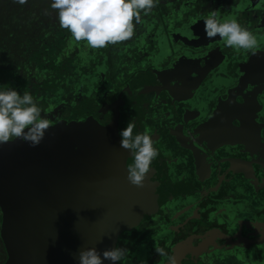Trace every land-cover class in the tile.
Here are the masks:
<instances>
[{"label":"flooded vegetation","instance_id":"flooded-vegetation-1","mask_svg":"<svg viewBox=\"0 0 264 264\" xmlns=\"http://www.w3.org/2000/svg\"><path fill=\"white\" fill-rule=\"evenodd\" d=\"M192 1L159 0L148 14L149 20L142 13V23L136 25L140 28H135L133 38L109 49L107 62L111 56L117 63L107 66L105 62L98 63V73L101 71L107 86L104 96L101 97L97 89L83 90L81 96H77L78 102L75 94L72 96L75 99L72 104L56 93L53 101H59L52 103L50 96L44 95L42 85L34 86L37 66L29 70L28 88L22 89L32 94L43 110L51 107L47 115L52 127L47 132L90 120L88 117L95 118L94 132L99 136L95 140L97 148L100 142L101 147L117 160L126 162L127 167L133 163V157L131 150L120 147L119 135L127 124L119 121L117 113L126 114L135 124L134 135L148 129L156 141L154 145L161 155L153 160L148 177L157 193L158 210L139 225L120 233L116 247L127 249V256L117 264H166V261L170 263L167 258L176 255L181 256L179 260L182 258L180 264H237L231 260L235 254V259L246 264L237 257L247 246L245 238L253 237L258 244V227L262 229L259 234L264 231V219L260 217L258 221L257 216L258 207L264 208V0ZM210 10H217L222 19L236 16L235 19L257 37L258 53L237 52L226 47L219 36L208 39L203 17ZM203 11L207 12L206 16ZM80 45L75 52L83 54L90 50L81 48L84 42ZM151 48L155 51L150 52ZM114 66L118 84L128 75L125 78L128 81L120 89L105 83L107 80L110 83ZM85 69L88 75V67ZM91 79L95 80V76ZM91 96L95 97L89 101ZM220 109L232 114L235 125H239L240 120L249 124L247 144L234 137L233 142L223 145L210 146L204 140L199 127L204 128L211 119L216 120ZM81 114L85 117L79 118ZM92 132L89 127L87 133ZM184 135L188 136L186 143L182 140ZM80 136L87 139L85 134ZM49 140L57 144L62 139ZM256 143L263 145L251 151ZM193 154H207V165L199 160L196 169ZM197 170L204 173L205 178L201 179ZM199 175L200 181L205 182L196 185L198 182L194 180ZM206 183H211L210 188ZM219 184V191L226 198L214 213L216 196L210 190ZM180 185L185 189L196 185L199 192L190 187L189 194L184 191L177 197ZM184 194L186 200L182 197ZM175 196L176 204H167ZM1 217L0 210V230ZM175 234L181 236L180 242L169 241ZM0 244V264H5L9 252L1 233ZM156 244L168 255H158ZM249 262L253 263L252 258Z\"/></svg>","mask_w":264,"mask_h":264},{"label":"water","instance_id":"water-1","mask_svg":"<svg viewBox=\"0 0 264 264\" xmlns=\"http://www.w3.org/2000/svg\"><path fill=\"white\" fill-rule=\"evenodd\" d=\"M216 115L199 127L208 145L231 143L233 137L249 142L248 123L235 125L225 109ZM87 119L47 132L36 147L24 141L0 145L5 264H78L79 250L94 246L102 255L116 247L122 231L158 210L150 180L143 188L131 185L127 166L100 142L97 148L95 118ZM89 127L93 132L85 140L80 134ZM48 137L62 140L54 144Z\"/></svg>","mask_w":264,"mask_h":264},{"label":"clouds","instance_id":"clouds-1","mask_svg":"<svg viewBox=\"0 0 264 264\" xmlns=\"http://www.w3.org/2000/svg\"><path fill=\"white\" fill-rule=\"evenodd\" d=\"M21 5L27 0H14ZM159 0H51V9L57 13L59 26L71 34V40L84 42L89 49L107 48L109 45L126 42L133 38L135 26L142 23L143 15L152 12ZM204 31L208 39L220 37L226 47L235 51L258 53L260 47L257 37L242 26L236 19H222L217 10H210L203 17ZM135 22V23H134ZM29 93L23 95L15 88L0 90V145L17 139L27 142L31 147L38 146L52 127L47 113ZM44 113L45 115H42ZM135 124L129 120L119 133L120 147L131 150L133 163L127 167L128 182L143 188L149 179L152 162L159 156L154 146L156 141L150 131L133 134ZM156 252L167 256L164 248L156 244ZM127 256V249L115 247L105 249L101 255L93 246L79 250L78 264H104L105 260L117 264ZM170 264L175 260L169 257Z\"/></svg>","mask_w":264,"mask_h":264},{"label":"trees","instance_id":"trees-1","mask_svg":"<svg viewBox=\"0 0 264 264\" xmlns=\"http://www.w3.org/2000/svg\"><path fill=\"white\" fill-rule=\"evenodd\" d=\"M50 5L51 0H27V3L23 5L14 2V0H0V78L3 77L0 79V89L6 90L10 87L15 88L23 95L24 90L22 89H24V87L28 88L27 74L29 70H32L31 64L27 65V63H29L27 56L31 57L33 55L34 61L41 64L38 61L39 57L43 58L47 55L51 56L54 54L53 57H49V59L43 58L45 60H42L43 63L41 68L45 71L49 70V73L42 71L45 74L39 77V73L36 72L35 75H38V78L36 82H34L35 87L41 86L46 78H57V80H59V72L61 73V71L58 72L59 66H61L63 71H65L67 67L73 66L65 57L61 59V54L59 55L58 52L66 47L64 52H70L68 54L71 55V52L74 53L75 49L70 51L67 50V47L75 41L71 40V34L67 30L60 28L57 13L55 10L51 9ZM60 41H62L61 44L59 43ZM43 48L49 52V54L44 55L42 53ZM76 48H78V46ZM77 53L80 52L78 51ZM77 53H74L75 57L72 58L74 62L77 60H75ZM35 66H37V64L33 67ZM86 67L82 66L81 74H79L77 70L69 84L65 83L64 86H62L57 83L56 89L59 91L57 93H59L60 97H64L66 100L68 99L73 104L75 99L78 102L77 96H81L86 90L95 91L96 82L94 79H91L95 74L94 72L92 73L89 66L87 75ZM69 72L71 73V70ZM23 76H25V78H23ZM126 77H128V75ZM126 77L120 80L119 83L126 84V81H128L125 79ZM69 78H71V76ZM107 82L109 81L107 80L105 82L109 87L113 89L117 87L116 84L118 83L113 84L112 82ZM30 83H32V81ZM60 87L64 90H61ZM43 88L45 96L53 95L54 89ZM61 91H63V94H61ZM74 94L75 99L72 97ZM94 97L95 96H91L88 100L90 101V99ZM58 101L59 99L53 102L57 103ZM76 106L78 107V104ZM215 189H218V191L221 190L220 184L216 186ZM210 192L212 193L214 190L212 189ZM245 249L250 251L248 245ZM181 251L182 250H180L179 253ZM177 257L176 255L172 258L175 260V264H180L182 258L179 260L181 256ZM167 260H169V258H167ZM166 264L170 263L166 261Z\"/></svg>","mask_w":264,"mask_h":264},{"label":"rangeland","instance_id":"rangeland-1","mask_svg":"<svg viewBox=\"0 0 264 264\" xmlns=\"http://www.w3.org/2000/svg\"><path fill=\"white\" fill-rule=\"evenodd\" d=\"M191 2H193L192 0H190V3ZM207 15V12L206 11H203V16H206ZM144 16V18H146L147 20H149V15H143ZM232 18H236V16H231L230 18H225V19H232ZM246 19H247V17H246ZM135 23V22H134ZM204 23V22H203ZM135 28H137V29H139L140 27L139 26H135ZM148 31H150L149 30V28H148ZM135 35V34H134ZM60 44L62 43V41H60L59 42ZM81 44V42H79L78 44H77V42H74L73 44H70L68 47H67V49L68 50H70V51H72V50H74L77 46H79ZM123 44V42L122 43H118V44H116V45H109L107 48H102V49H90L88 52H84L83 54H81V53H77V52H74V53H77V55H76V58H75V62L72 60V58L73 57H75V55H74V53L73 52H71V55L70 54H68V53H70V52H64L65 51V48L66 47H64V48H62L59 52H58V54L60 55L61 54V59H63L64 57H65V59H67V60H69V62L73 65V66H70V67H67L66 68V70L65 71H63L62 69H61V66H59V68H58V72L59 71H61V73L59 72V76H58V78H60L59 80H57V78H52V79H44V83H42V86L43 87H45L46 89H54V92H53V94H55V93H57V92H59L57 89H56V87H57V83L58 84H61L62 86H64V84L65 83H67V84H69V82L71 81V79H72V77H74V75H75V73H76V71L78 70V73L79 74H81V71H82V66H87V67H89L90 66V68H91V71H92V73L94 72V74H95V82H96V84H95V87H96V89H97V91H99L100 92V94H101V97L102 96H104L105 94H106V92H107V90H106V87L107 86H105L104 85V82H103V78H102V76H101V71H100V73H98L99 72V69H98V63H100V62H105L106 63V66L107 65H109V64H113V65H115L116 63H117V61H115V60H113V58L111 57V56H109V58H110V62L108 63L107 62V58H108V56H106L109 52H110V50L109 49H111L112 47H118V46H120V45H122ZM68 45V44H67ZM86 47V44H85V46H82L81 48H85ZM81 48H79V49H81ZM67 51V50H66ZM149 51L150 52H152V51H155V49H153V48H151V49H149ZM42 53L44 54V55H46V54H49V52H47L44 48H43V51H42ZM54 55V54H53ZM53 55H47V56H45V57H43V58H45V59H49V57L51 58V57H53ZM64 55V56H63ZM84 56V57H83ZM82 57V61H78L79 60V58H81ZM43 58H38V61L41 63V64H38L37 62H35L34 61V57H33V55L30 57V56H27V60L29 61V63H27V65L28 64H31V67H32V69H34V65L35 64H37V66H38V68H36V70H35V72H37V73H39V77H41V75L42 74H45V73H43L42 71H45V70H43L42 68H41V65H42V63H43V61L42 60H45V59H43ZM34 61V62H33ZM31 62V63H30ZM80 63V64H79ZM53 69V68H52ZM102 69H103V67H102ZM71 70V73L69 72ZM53 71H55V70H53ZM45 72H48L49 73V70L48 71H45ZM71 76V78H69ZM3 77H1L0 79H2ZM23 78H25V76H23ZM67 78H69V79H67ZM117 79H118V72H117V70L115 69V66H114V73H112V74H110V82H112L113 84L114 83H117ZM79 83V82H78ZM2 84H3V82H2ZM121 85H124V83H120V84H116V86L118 87V89H120V87H121ZM0 90H2V88L0 89ZM63 91H61V94H63L62 93ZM32 95V94H31ZM33 96V95H32ZM34 97V96H33ZM53 97H54V95H52V96H50V97H48V99L53 103ZM35 99V98H34ZM85 117V114H81L80 116H79V118L80 117ZM116 117L119 119V121H122L123 123H128L129 122V118L128 117H126V114H124V115H121V114H118L117 113V115H116ZM84 121V120H83ZM133 123V122H132ZM91 127L92 128H94V127H96V121H93L92 123H91ZM246 127H248V129H249V126H246ZM246 131H247V129H246ZM249 131V130H248ZM83 134H88L87 132L85 133H83ZM89 135V134H88ZM188 138V136H186V135H184V138L182 139L183 140V142H185L186 143V139ZM101 139V141H103L104 142V139L103 138H100ZM182 142V143H183ZM181 143V144H182ZM247 144V143H246ZM263 144H261V143H256V146L253 148V149H251V151H254V150H258V147H261ZM155 146V145H154ZM247 146H249V145H247ZM242 147H243V149H246V147L244 146V145H242ZM249 151V150H248ZM191 152H193V151H191ZM160 155L161 154H159V156L158 157H160ZM205 155H207V154H193V156L195 157V167H196V169H197V162L199 161V160H202L203 161V165H207V158H209L208 156H205ZM157 157V158H158ZM201 157V158H200ZM122 165H125V166H127V163L126 162H123V161H119ZM243 164H244V162H243ZM249 164V163H248ZM250 165V164H249ZM251 166V165H250ZM253 168L255 167V165H253L252 166ZM247 169V168H246ZM197 173L198 174H200L201 175V177H200V175H199V177L197 178V179H195L194 181H197L198 183H196V185H199V184H202L203 182H205L204 180H202V181H200V178L201 179H203V178H205V175H204V173H199L198 172V170H197ZM209 176H207V178H208ZM211 183H206V185L210 188V185ZM196 185L194 186V185H188L187 187H186V189H185V187L184 186H182V185H180V187L178 188V191H177V197H178V193L180 194V193H183L184 191H186V192H188L187 194H189L190 193V187H195V192H199V187L198 188H196ZM174 186V185H173ZM189 188V189H188ZM185 189V190H184ZM214 190V192H212V194H214L215 196H216V201H213L214 202V204H216V208H214V209H212V212L214 211V213H216L218 210H219V206H220V204H221V202H223L224 200V198H226L225 197V195L223 194V193H221L220 191H218V189H213ZM153 192H154V195H155V197L157 196V193L153 190ZM185 192V193H186ZM198 195V193L196 194V196ZM176 196H175V198L174 199H171L170 201H168L167 202V204H171V205H173V204H176V200H177V198H176ZM186 195L184 194V195H182V197L186 200V197H185ZM198 198H200L199 196H197ZM180 199H182V198H180ZM214 216V215H213ZM257 216H258V221H260V217L261 218H263L264 219V208H262L261 210L259 209V207H258V214H257ZM215 217V216H214ZM216 218V217H215ZM219 219V218H218ZM139 225V224H138ZM137 226V225H136ZM140 230H142V227H141V229ZM262 231V229L260 228V227H258V245L260 246L259 248L257 247V245H256V243H255V240H254V238L253 237H250V238H245V244L246 245H248L249 247H250V251H248V250H246V249H244V250H242V252H240V254H238L237 255V257L238 258H242L245 262H246V264H250V262H249V258L251 259L252 258V260H253V263L252 264H264V231H263V234H259V232H261ZM178 233H179V231H177ZM253 236H257V235H253ZM180 238H181V236L179 235V234H175V236H172V237H170V239H169V241L170 242H180ZM185 242V241H184ZM3 243H4V246H5V248L7 249V247H6V244H5V242L3 241ZM182 244V243H181ZM0 247H1V244H0ZM257 249H258V251H257ZM231 252H234V251H231ZM225 257H227V255H226V253H224L223 254ZM236 258V254H235V256L233 257V255H232V257H231V260H235V261H237V264H241L239 261H238V259H235ZM227 259V258H226Z\"/></svg>","mask_w":264,"mask_h":264}]
</instances>
